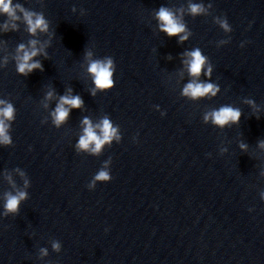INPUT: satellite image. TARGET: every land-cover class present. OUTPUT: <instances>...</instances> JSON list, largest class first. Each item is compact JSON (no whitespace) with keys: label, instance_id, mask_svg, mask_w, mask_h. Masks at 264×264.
<instances>
[{"label":"clouds","instance_id":"1","mask_svg":"<svg viewBox=\"0 0 264 264\" xmlns=\"http://www.w3.org/2000/svg\"><path fill=\"white\" fill-rule=\"evenodd\" d=\"M18 11L22 14L23 20L28 26L29 33L35 34L38 29L40 31H47L48 24L41 14L26 10L20 4L14 5L12 0H0V14L7 16L10 21H13L11 24L13 30L17 27L14 22L20 19V16L17 15ZM179 11L183 13V9H179ZM188 12L192 16H198L204 14L206 9L202 3H189ZM155 18L159 22V30L168 37H178V42L180 43L188 39L190 33L186 31L185 24L170 8L160 7L156 12ZM217 22L225 32L232 31L227 19H218ZM3 27L5 31L9 29L7 21L4 23ZM182 33L183 35H181ZM30 44L31 49L26 48L23 44L18 47V53H22V55L18 54L16 57L17 72L22 76H28L35 70H44L43 64L39 60H34L33 58L41 53L47 58V53L43 52V46L39 49L36 48V40L30 41ZM241 47H243V45H241ZM183 55L186 57L183 63L187 66L188 73L193 79L183 87L182 95L193 100L204 97H215L220 91L219 86L212 82L199 80L202 73L206 77H211L213 70L211 65H208L205 71L207 57L202 54L199 48L185 52ZM85 56L89 58L87 71L92 76L95 85V89L92 90V95L95 96L96 90L106 91L112 89L115 83L113 80V73L115 71L113 58L105 57L104 59H91L92 53L90 51H86ZM52 96L53 92L49 91L46 99H51ZM83 103L82 98L79 95H72L69 89V94L60 96L58 104L51 112L53 123L59 127L67 121L70 111L72 109L81 108ZM246 103L255 107V102L253 100H247ZM15 113L16 109L12 103L0 99V144L10 145L12 143L8 130L10 128L9 122L15 119ZM241 115L242 113L239 108H235L231 105H222L218 109H213L205 113L204 121H211L213 125L223 128L229 124H238ZM81 123L83 125V132L76 143L78 152H88L93 155H98L105 145H111L113 140L117 142L120 140L118 128L114 127L111 120L107 117H104L95 125L88 117H84ZM259 146L264 148V141H260ZM240 147L241 149H246L247 145L242 143ZM110 162V160L106 162L105 168L95 175L92 183L88 186L90 190L95 187L97 182L107 183L112 180V176L107 170V164ZM17 171H19V169H17ZM20 176L23 177L24 173L20 172ZM7 179L15 188V184L12 182L10 175L7 176ZM24 186L25 188L28 187V181L26 179L24 180ZM27 198L28 193L23 190H17L15 194L11 192L5 193V202L3 205L4 212L2 215L5 217L17 215L21 202L25 201ZM60 247L59 242H53L52 248L54 251L59 252ZM40 252L41 255H47L46 249H41Z\"/></svg>","mask_w":264,"mask_h":264}]
</instances>
